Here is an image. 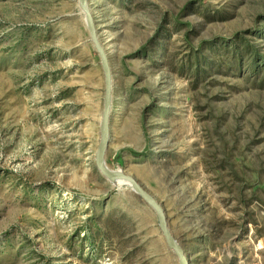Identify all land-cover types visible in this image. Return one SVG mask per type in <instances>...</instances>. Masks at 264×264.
I'll return each mask as SVG.
<instances>
[{
    "label": "rangeland",
    "instance_id": "374dc122",
    "mask_svg": "<svg viewBox=\"0 0 264 264\" xmlns=\"http://www.w3.org/2000/svg\"><path fill=\"white\" fill-rule=\"evenodd\" d=\"M89 5L107 166L163 206L190 264H264V0ZM248 43L261 58L238 70ZM104 90L79 0H0V264H180L97 168Z\"/></svg>",
    "mask_w": 264,
    "mask_h": 264
},
{
    "label": "water",
    "instance_id": "95a60500",
    "mask_svg": "<svg viewBox=\"0 0 264 264\" xmlns=\"http://www.w3.org/2000/svg\"><path fill=\"white\" fill-rule=\"evenodd\" d=\"M80 9L84 13L85 23L90 34L91 42L97 51L104 73L105 90L104 106L100 123V142L96 152V165L101 174L111 181L121 182L122 185H129L133 188L137 196L148 204L156 213L159 219L161 232L166 240L168 247L174 252L180 264H190L184 248L177 242L173 236L167 221V216L163 206L135 179L133 176L111 170L106 164V153L110 140V125L113 114V74L109 57L103 46L98 30L96 28L95 18L89 5V0H79Z\"/></svg>",
    "mask_w": 264,
    "mask_h": 264
},
{
    "label": "trees",
    "instance_id": "16d2710c",
    "mask_svg": "<svg viewBox=\"0 0 264 264\" xmlns=\"http://www.w3.org/2000/svg\"><path fill=\"white\" fill-rule=\"evenodd\" d=\"M236 45V44H235ZM245 48L242 49L243 52H239L237 45H236V50L235 51V56L233 58V64L235 65L238 70L241 69V67L245 64L246 62V57L250 58V67L254 70L256 68L258 60H260L261 56L259 54V51L257 48H255L253 45L250 43L244 44ZM246 49V52H245ZM247 55V56H246Z\"/></svg>",
    "mask_w": 264,
    "mask_h": 264
},
{
    "label": "bare ground",
    "instance_id": "6f19581e",
    "mask_svg": "<svg viewBox=\"0 0 264 264\" xmlns=\"http://www.w3.org/2000/svg\"><path fill=\"white\" fill-rule=\"evenodd\" d=\"M114 171H117V170H114ZM117 172H121V171H117ZM115 182V184H117V185H122V183L121 182H118V181H114ZM188 257V256H187ZM188 259H189V257H188ZM190 260V259H189Z\"/></svg>",
    "mask_w": 264,
    "mask_h": 264
}]
</instances>
